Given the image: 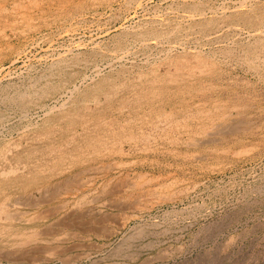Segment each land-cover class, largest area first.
<instances>
[{"label": "rangeland", "instance_id": "obj_1", "mask_svg": "<svg viewBox=\"0 0 264 264\" xmlns=\"http://www.w3.org/2000/svg\"><path fill=\"white\" fill-rule=\"evenodd\" d=\"M0 171V264H264V0H0Z\"/></svg>", "mask_w": 264, "mask_h": 264}, {"label": "bare ground", "instance_id": "obj_2", "mask_svg": "<svg viewBox=\"0 0 264 264\" xmlns=\"http://www.w3.org/2000/svg\"><path fill=\"white\" fill-rule=\"evenodd\" d=\"M155 38H157V37H155ZM168 38V37H167ZM176 59V58H175ZM185 60V59H184ZM253 63V62H252ZM189 70V69H188ZM99 72V71H98ZM170 72H172V71H170ZM176 72V71H175ZM178 72V71H177ZM176 72V73H177ZM183 74V73H182ZM180 75V74H179ZM171 77V76H170ZM174 77V76H173ZM25 93V92H24ZM33 93V92H32ZM36 93V92H35ZM34 93V94H35ZM39 95V94H38ZM29 96V95H28ZM40 96V95H39ZM55 106V105H54ZM62 106V105H61ZM127 108V107H126ZM217 108V107H216ZM94 110V109H93ZM80 112V111H79ZM206 112V111H205ZM227 113V112H226ZM163 114V113H162ZM203 114V113H202ZM201 114V115H202ZM158 115V114H157ZM167 116V115H166ZM221 117H223V116H221ZM176 120V119H175ZM241 122H243V121H241ZM86 123V122H85ZM165 123V122H164ZM177 123V122H176ZM238 123H239V121H238ZM237 123V124H238ZM168 124V123H167ZM220 124V123H219ZM217 125H218V123H217ZM243 125V124H242ZM246 125V124H245ZM156 126V125H155ZM174 126V125H173ZM178 126V125H177ZM241 127V126H240ZM211 128V127H210ZM235 128V127H234ZM72 128H70V130H71ZM223 129V128H222ZM221 129V130H222ZM156 130V129H155ZM97 135V134H96ZM12 157V156H11ZM70 157V156H69ZM11 159V158H10ZM90 161V160H89ZM24 162H26V161H24ZM75 161H69V163H74ZM42 163V162H41ZM76 163V162H75ZM110 164V163H109ZM17 165V164H16ZM73 165V164H72ZM74 166V165H73ZM95 166V165H94ZM102 168H103V166L104 165H100ZM93 167V166H92ZM111 167V166H110ZM12 168V167H11ZM67 168H68V166H67ZM88 168V167H87ZM95 168H98L97 166L95 167ZM17 169V168H16ZM22 169V168H21ZM70 169V168H69ZM90 169H91V165H90ZM9 170V169H8ZM8 170H6V171H8ZM12 170V169H11ZM10 170V171H11ZM48 170V169H47ZM76 170V169H75ZM80 170V169H79ZM79 170H77V171H79ZM83 170H85V169H83ZM102 170V169H101ZM49 171V170H48ZM51 171V170H50ZM76 171V172H77ZM81 171V170H80ZM79 171V172H80ZM98 171H99V169H98ZM1 172V171H0ZM2 172H4V171H2ZM1 172V173H2ZM71 172H73V171H71ZM75 171L73 172V173H76ZM84 172V171H83ZM6 173V172H5ZM10 173H12V172H10ZM10 173H8V174H10ZM27 174V173H26ZM2 175H4V173L2 174ZM7 174H5V176H6ZM12 175V174H11ZM56 175V174H55ZM15 176V175H14ZM71 176V175H70ZM84 176V175H83ZM70 179V178H69ZM66 180V179H65ZM64 180V181H65ZM111 180V179H110ZM73 181V180H72ZM59 182V181H58ZM128 182V181H127ZM122 183V182H121ZM58 184V183H57ZM70 184V183H69ZM119 184V183H118ZM117 183H116V185H118ZM126 184V183H125ZM55 185V184H54ZM63 186H64V184H62ZM61 185V186H62ZM67 185V184H66ZM105 185V184H104ZM108 185V184H107ZM113 185H115V184H113ZM120 185V184H119ZM122 185V184H121ZM40 186V185H39ZM57 186V185H56ZM126 186V185H125ZM166 186V185H165ZM49 187V186H48ZM120 187V186H119ZM39 188V187H38ZM37 188V189H38ZM60 188V187H59ZM71 188V187H70ZM123 188V187H122ZM40 189V188H39ZM52 189V188H51ZM43 190V189H42ZM59 190V189H58ZM79 190V189H78ZM123 190H125V189H123ZM57 191V189L56 190H51V191H47V194H45V198H46V200H47V198L48 197H51V196H54L55 195V193H57L56 192ZM106 192H107V190H106ZM110 192V191H109ZM108 192V193H109ZM172 192V191H171ZM43 193V192H42ZM111 193V192H110ZM167 193V192H166ZM28 195V194H27ZM129 195V194H128ZM127 196V195H126ZM131 196V195H130ZM24 197V196H23ZM27 196H25V198H26ZM83 197V196H82ZM85 197V196H84ZM54 198H56V197H53V199ZM137 198V197H136ZM34 199V198H33ZM49 199H51V198H49ZM83 199V198H82ZM120 200H121V197L119 198ZM39 200V199H38ZM41 200H43V199H41ZM115 200V199H114ZM138 200V199H137ZM37 201V200H36ZM45 201V200H44ZM87 201V200H86ZM86 201H84L85 203H86ZM116 201V200H115ZM28 202V201H27ZM30 202H32V200L30 201ZM33 202H35V201H33ZM64 202V201H63ZM77 202V201H76ZM117 202V201H116ZM119 202V201H118ZM62 203V202H61ZM123 203V202H122ZM6 204V203H5ZM13 204V203H12ZM36 204V203H35ZM81 204V203H80ZM82 204H84L83 202H82ZM120 204V203H119ZM2 205V204H1ZM59 205V204H58ZM118 205V204H117ZM116 205V206H117ZM32 206V205H31ZM66 206V203L64 202V203H62L61 205H59V206H56L53 210V212L52 213H56L58 210H60V209H62V208H67V207H65ZM77 206H78V208H72V210L69 212L68 211V214H67V216H65L64 215V217L63 218H61V220H60V223L61 224H63V225H65V226H69V227H80L81 229H83V230H86V231H89V230H94L95 228H94V226L96 225V224H98L100 221H101V217L100 216H98V218L99 219H97L96 218V216L93 218V217H91L90 216V214H89V212H88V209H86V207L85 208H83L84 206H80L79 207V203L77 204ZM114 206H115V204H114ZM3 207V206H2ZM47 209V208H46ZM51 209V208H50ZM71 209V208H70ZM4 210V209H3ZM41 211V210H40ZM13 212V211H12ZM49 212V211H48ZM15 214V213H14ZM18 214V213H17ZM43 214V213H42ZM9 215V214H8ZM41 215V214H40ZM49 215V214H48ZM39 216V215H38ZM91 217L90 219L88 218V217ZM37 217V216H36ZM41 217H43V216H41ZM102 217H104V216H102ZM109 217V216H108ZM113 217V216H112ZM10 218V217H9ZM8 218V219H9ZM21 218V217H20ZM28 218V217H27ZM106 218V217H105ZM14 219V218H13ZM57 219V218H56ZM88 219V220H87ZM4 220V219H3ZM59 220V219H58ZM109 220V219H108ZM12 221V220H11ZM25 221V220H24ZM105 221V220H104ZM30 225V224H29ZM18 226V225H17ZM35 226V225H34ZM48 227V226H47ZM5 228V227H4ZM31 228V227H30ZM49 228H50V226H49ZM49 228H46V229H49ZM94 228V229H93ZM58 229V228H57ZM102 229H103V227H102ZM28 230V229H27ZM33 231H34V228H33ZM36 231V230H35ZM38 231V230H37ZM36 231V232H37ZM81 231V230H80ZM22 232V231H21ZM26 232V231H25ZM55 232V231H54ZM94 232V231H93ZM24 233V232H23ZM33 233V232H32ZM76 233V232H75ZM96 233V232H95ZM104 233V232H103ZM142 233V232H141ZM28 234V233H27ZM26 234V235H27ZM34 234H36V233H34ZM71 234V233H70ZM5 235V234H4ZM19 235V234H18ZM25 235V234H24ZM14 236V235H13ZM62 236V235H61ZM73 236V235H72ZM74 236H76V235H74ZM73 236V237H74ZM18 237H20V236H18ZM34 237V236H33ZM58 237H59V235H58ZM77 237V236H76ZM16 238V237H15ZM38 239V238H37ZM36 239V240H37ZM58 239V238H57ZM22 240V239H21ZM39 240V239H38ZM28 241V243H29V241L30 240H27ZM32 241V240H31ZM34 241H35V239H34ZM40 241V240H39ZM43 241V240H42ZM53 241V240H52ZM51 242V241H50ZM12 243V242H11ZM18 243V242H17ZM27 243V242H26ZM19 244H22V243H19ZM15 245H18V244H15ZM47 245V244H46ZM93 245V244H92ZM11 246V245H10ZM20 246H22V245H20ZM57 246H59V245H57ZM33 247H35V246H33ZM42 247V246H41ZM47 247V246H46ZM43 248V247H42ZM57 249H60L61 247H56ZM37 249H40V248H37ZM45 249V248H44ZM4 250V249H3ZM17 250V252H18V250H19V248L18 249H16ZM42 250V249H41ZM45 250H47V249H45ZM44 250V251H45ZM53 250H55V249H53L52 248V250L51 251H53ZM14 251V250H13ZM29 251V250H28ZM35 251H37V250H35ZM39 251V250H38ZM57 251V250H56ZM55 251V252H56ZM62 251V250H61ZM58 252V251H57ZM59 252H60V250H59ZM5 253V252H4ZM21 254V253H20ZM24 255V254H23ZM26 255V254H25ZM6 256V255H5ZM30 256H32V255H30ZM7 257V256H6ZM68 257V256H67ZM34 258V257H33ZM40 258V257H39ZM23 259V258H22ZM27 259V258H26ZM62 259V258H61ZM48 260V259H47ZM62 260H64V259H62ZM65 260H67V259H65ZM33 261V260H32ZM22 264V263H21Z\"/></svg>", "mask_w": 264, "mask_h": 264}]
</instances>
